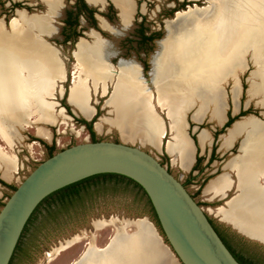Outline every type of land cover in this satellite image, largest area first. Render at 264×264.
I'll list each match as a JSON object with an SVG mask.
<instances>
[{"label":"bare ground","instance_id":"6f19581e","mask_svg":"<svg viewBox=\"0 0 264 264\" xmlns=\"http://www.w3.org/2000/svg\"><path fill=\"white\" fill-rule=\"evenodd\" d=\"M41 1L48 6L51 15L56 12L59 0ZM111 1L120 10L123 24L130 25L135 12L133 0ZM205 1L209 7L194 6L177 12L171 23L177 25L175 30L184 31L177 42L168 38L159 42L160 51L154 57L151 79L156 96L145 86L135 63H120L118 68H113L105 60L106 44L97 41L95 46L89 47L80 42L67 96L70 106L90 120L97 112L92 95L106 96L104 107L109 108L108 113L113 118H100L94 127L100 131V121L104 122L114 127L122 141L130 144L137 140L152 144L165 137L164 120L157 112L160 109L171 131L168 152H177L183 166L189 164L192 143L187 136L185 113L199 100L197 114L209 109L211 118L222 124L226 112L219 82L233 76L247 53L256 66L249 97L263 94L264 102V0ZM188 16L190 20L181 21ZM47 22V19L30 17L20 11L18 17L11 20L8 31L0 20V140L10 151L15 149L12 127L64 125L68 119L66 109H58V103L50 100L55 98L58 89L61 97L65 93L59 84L66 82L67 69L58 50L40 36L42 31L50 30ZM205 37L209 40L207 43L203 40ZM109 82H112L111 91ZM232 96L235 103L236 89ZM36 134L48 141L52 139L51 133L41 126H36ZM243 135L242 156L234 174L236 182L219 178L205 193L214 201L226 197L236 186L238 194L227 202V210L220 209L219 214L229 215L242 232L264 240V124L253 117L236 122L223 136L221 149L227 150ZM200 137L203 141L204 134ZM18 170L17 156L0 146L3 178L10 181ZM118 234L120 236L99 253L92 251L91 243L78 264H128L133 244L123 237L121 230Z\"/></svg>","mask_w":264,"mask_h":264},{"label":"rangeland","instance_id":"374dc122","mask_svg":"<svg viewBox=\"0 0 264 264\" xmlns=\"http://www.w3.org/2000/svg\"><path fill=\"white\" fill-rule=\"evenodd\" d=\"M31 3H38L37 0H28ZM68 1L64 0L65 8L68 7ZM110 2L109 0H106ZM104 0H100V2L96 4H104L106 2ZM43 2V1H42ZM73 2V0H72ZM11 0H0V20L3 22L6 30L10 31L9 27L6 26L5 23L11 22L14 18H17L18 15H13L9 12ZM44 3V2H43ZM91 4H95L89 2ZM45 4V3H44ZM144 8L143 13L153 25L151 28H147L150 31L159 32L162 41L166 38L169 41L177 42L179 37L183 34L184 31H177L176 24H172L171 21L175 19L177 12L170 17V11L175 8H182L181 11H187L189 7H209L210 4L205 0H150L143 1L139 4ZM62 1L59 0V5L57 7V14H59V9L62 7ZM48 7V6H47ZM107 7V5H106ZM35 10L32 11V14H43L46 13L47 8L42 4L40 6H35ZM63 12V10H62ZM142 13V14H143ZM140 12L138 13V17L142 15ZM38 18H44L48 20V25L50 26L49 31H42L40 36L45 40L50 46L58 50L60 53V57L67 69V80L65 83L59 84L64 88L65 93L61 97L59 95V89L55 92V98L50 99L51 101L58 103V109L60 107H64L63 105H68L70 107V111L66 110V114L68 119L65 121L66 124L61 125L60 123L55 126L48 125H32L31 128L19 129L17 127H12L14 131H12L13 141L15 142L14 151H10L6 144H4L0 140V146L5 152H11L15 154L18 158V174H14V178L10 181L5 180L0 173V179L6 182L9 185L14 187H18L20 183L29 176V174L43 161L48 159V151L47 146H54L55 153H58L64 149L70 148L75 145L83 144L86 142H91L90 133L87 128L76 120L78 118H83L78 114L75 109H73L67 102V96L69 92V88L72 84L74 72H75V59L79 54L78 44L77 49L75 46L71 44H60L55 40L58 36L57 30H60V27L56 25L55 28L51 24V18L53 15L48 11L47 15H32ZM58 16V15H55ZM12 18V19H11ZM133 19V17H132ZM140 19V18H139ZM191 16L184 17L181 21L190 20ZM110 23V28H106L101 30L99 29H91L98 32V34L102 35L103 38L107 41L101 40L97 34H93V41L91 42L90 38L87 36H83L82 38L88 40L81 39L80 42L86 43L85 45L92 47L95 46V42L100 41L107 45V53L105 59L113 68H118L120 63L124 64H132L135 63L139 70L138 74L143 79L141 75L140 66L134 62L137 61L133 53H127L129 49L133 48L134 44L129 48L128 45L123 43L124 37L128 35L133 36L135 27H129L122 25L121 21L118 20L117 17H112ZM5 21V23H4ZM132 21V20H131ZM130 21V23H131ZM179 24V23H178ZM108 29V30H107ZM171 32L169 33V30ZM189 30V28H187ZM85 34L90 35L91 30L84 29ZM187 31V30H186ZM174 37V38H173ZM176 38V39H175ZM205 43L209 41L206 37L203 39ZM79 42V43H80ZM161 42V41H160ZM196 48H198L196 46ZM148 52H151L150 55L155 54V52H159V46L153 45L152 47H146ZM103 52V49H100ZM127 51V52H126ZM77 52V53H76ZM127 56H125V54ZM108 54V55H107ZM105 57V58H106ZM209 57V56H208ZM151 58V57H150ZM241 60L239 65V69L235 70L233 76H226L220 80V90L223 96V102L225 105V112H231L232 108V91L234 89L237 90L238 97L241 96L242 108L241 111H248L249 113L243 117H241L238 121H243L248 118H255L258 122L264 124V102H263V94L256 98L249 97V88L251 85V81L253 79V75L256 73V66L252 61L251 54L247 53ZM150 60V59H149ZM165 60V59H163ZM162 60V61H163ZM125 61V62H124ZM126 61L128 63H126ZM166 61V60H165ZM243 61V62H242ZM131 62V63H129ZM152 67V66H151ZM148 72L152 73L151 69ZM228 77V78H227ZM150 79H152V74L149 75ZM146 77V80L148 79ZM227 78V79H226ZM144 80V79H143ZM144 80V82L146 81ZM152 81V80H151ZM153 84V83H152ZM111 91L112 82H109ZM145 86L148 87L150 92L156 96V89L150 87L146 82ZM154 87V85H153ZM246 87V89L244 88ZM106 100V96L102 97L101 93L92 95L93 106L97 110V118L93 123V132L95 133V137L99 141H107V142H124L122 141L120 134L114 129V127L105 124H102V129L100 131H96L95 124L99 122L100 118L109 117L113 118L112 114H109V108L104 107V103ZM97 102V103H96ZM199 100L195 102V107H198ZM197 104V105H196ZM192 107V108H193ZM229 107V109H228ZM65 108V107H64ZM66 109V108H65ZM158 114L162 117L164 122L168 125V120L166 119L164 112L160 109H157ZM232 115V112H231ZM237 116V115H235ZM233 116V117H235ZM35 119V118H34ZM62 120L60 119V122ZM92 121V120H91ZM235 122V123H236ZM30 125V123H28ZM36 126H41L44 129L48 130L51 133L52 139L50 141L45 140L44 138L38 136L36 134ZM215 121L210 122V124L202 125V130H211V127H215ZM169 127V125H168ZM232 128V127H231ZM229 128V129H231ZM221 128H218L219 130ZM228 130V129H227ZM225 130L223 134L218 137L216 142L215 149L218 154L214 157V161L211 165L206 164L204 166V161L201 164V168H203V172L199 174V172H193L197 176L196 180L189 185H186L187 191L194 196V200L200 204L202 210L211 218L214 223L218 226L226 225L228 229L232 228V225L240 230L233 222L229 215H220L219 210H227V202L230 201L233 197L238 194V189L236 186L232 188L226 194V197L222 199H216L211 201V197L206 195L205 190L207 187L219 178H226L234 184L236 182V171L238 169V161L242 156L240 151L241 144L245 138V136H240L237 138L227 150L221 149L222 138L225 136L228 131ZM17 133L19 135H17ZM188 136V135H187ZM169 140V139H168ZM127 143V142H124ZM129 145H134L157 158V160L166 166L171 174L180 180L183 184H186V179L189 174H185L180 171L176 166H170V158L166 155L158 154L155 152L150 146L140 142L137 140L134 144L127 143ZM234 169V170H233ZM235 174V175H234ZM205 180H207L205 182ZM110 182V183H108ZM102 180L97 179L90 183H87L82 186V191L85 203L88 207V211L85 216H81L78 214L77 218H74L72 221L65 222V215L62 213L58 216L57 221H52L50 225L45 230H42L38 236H33V232H29L27 235L30 238L31 242L28 246V256L22 264H73L76 260L80 258L81 255L87 252V249L90 248V244H93L92 251L94 253H99L100 250H104V248L110 243L111 239L117 234V237L120 236L118 234L119 230L123 232V237H128L134 235L139 232H143L152 238L157 235L161 238L162 244H164L168 251L171 252L168 245L165 243L163 237L161 236L159 230L155 227L154 223L151 221V217L149 214V208L147 207L145 199L141 196L137 190H135L132 186H127L124 183H118L117 181L113 182L111 180ZM262 183L264 180L262 179ZM201 187L200 192H198ZM88 189V190H86ZM12 195V191L6 187H3L0 184V210L2 209V205L6 203L9 197ZM209 199V200H208ZM224 208H223V207ZM214 209V210H213ZM216 209V212H215ZM215 213H214V212ZM211 212V213H210ZM71 215H76V213L72 212ZM113 218V219H112ZM118 221V222H117ZM138 221V222H137ZM121 223V224H120ZM118 224V225H117ZM124 225V226H123ZM110 226V227H109ZM117 230V231H116ZM129 230V231H128ZM232 231V235H234V240H230L234 245H238L240 247L246 248L248 251L253 252L264 258V244L259 241H263L257 237V240L250 239L242 234L238 233L237 230ZM241 231V230H240ZM129 232V233H128ZM242 232V231H241ZM244 233V232H242ZM246 234V233H245ZM230 239V238H229ZM73 240V241H72ZM78 242V243H77ZM68 248V249H67ZM107 249V248H106ZM131 254V253H130ZM129 254V255H130ZM173 259L177 262L176 264H180L176 259L174 254ZM164 250H162V262L164 264H168V259L163 256ZM52 256V257H51ZM173 260V261H174ZM17 264H20L18 261ZM128 264H138L137 262V254L136 259L130 255V261Z\"/></svg>","mask_w":264,"mask_h":264},{"label":"water","instance_id":"95a60500","mask_svg":"<svg viewBox=\"0 0 264 264\" xmlns=\"http://www.w3.org/2000/svg\"><path fill=\"white\" fill-rule=\"evenodd\" d=\"M102 174L126 177L143 189L168 247L180 264H239L208 215L157 158L134 145L107 141L64 149L39 164L20 183L0 210V264L10 263L27 222L43 200L67 186ZM232 228L259 241L253 234L242 233L233 225ZM259 242L264 244V240ZM83 256L73 264H78Z\"/></svg>","mask_w":264,"mask_h":264},{"label":"flooded vegetation","instance_id":"af4514ba","mask_svg":"<svg viewBox=\"0 0 264 264\" xmlns=\"http://www.w3.org/2000/svg\"><path fill=\"white\" fill-rule=\"evenodd\" d=\"M61 1H62L63 6L59 9V11H58L59 14H57V12H55L53 14V17L51 18V24L55 28L57 27L56 25H58L60 27V30L59 31L57 30L58 36L55 40L57 43L71 44V45L75 46L77 49V44L81 41V39L85 40L86 42H89L88 40L82 38L83 36H87L88 38L91 39L90 41L92 42L93 38H94L93 34H97V36L101 40L106 41L101 34L99 35L98 32H96L95 30H91V29H99V28L101 30L106 29V28L109 29L110 23L112 21L111 20L112 17H117L118 20L121 21V23L123 25L122 19L120 17V10L112 3L111 0H109L110 2H107L106 0H104V1H106V2H104V4H91L87 0H73V2H72V0H69L68 1V7L66 6V8H65L64 0H61ZM143 1H150V0H133V2L135 4V12H134L133 19H132L129 27H131V26L135 27V29L133 31L134 35L133 36L128 35L127 37H124L122 42L125 43L126 45H128L129 48H131L130 46L134 44L133 48L129 49L128 52L127 51L126 52L127 53L130 52V53L134 54V56L137 60L134 62H136L140 66L141 75H142L143 79L146 80V77L148 78L149 75L152 74V73L148 72V70L151 69V71H153L154 57L158 54V52H155L154 56L150 55L151 52H148L146 50V47L150 48L153 45H156V46L158 45L159 49H160L159 42L162 41V39L159 38V36H158L159 32H156V31H150L149 32V30L147 29V28L153 27V25L150 21H148V19L144 15V13L142 11V10H144V8H142L143 6L141 5V8L139 6V4ZM37 2L38 3H31L28 0H11L9 12L12 13L13 15H16V16L18 15V12H20V11H24L30 17L32 15H47L48 11H49V8L47 7V5L44 4L41 0H37ZM40 4L41 5L43 4L47 8L46 13L32 14L31 12L36 9L35 6H37V5L40 6ZM106 5H107V7H106ZM62 10H63V12H62ZM139 12L141 14L143 13L140 17H138ZM55 15H58V16H55ZM4 23H5V21H4ZM5 24H6V26L9 27L10 22L8 24L7 23H5ZM104 27H106V28H104ZM66 29H67V32H66ZM84 29L91 30V34L90 35L85 34ZM137 30H138V33H136ZM68 31H69V33H68ZM143 31H144V35L141 33ZM124 54H125V56H127L126 53H124ZM145 82L150 87L155 88V87H153V84H152V81L150 78H148ZM95 116H97V112H96ZM223 126L221 128H223ZM217 132H218V130L214 134L215 141H214V145L212 148L211 156L209 157V160L207 162L208 165H211L212 162L210 163V159L213 156V154L215 155L216 142L218 140V137L220 136V135L216 136ZM166 135H167V133L165 134V137L163 139L166 138ZM191 136L195 137V135H192V134H191ZM195 141H196V137H195ZM117 142H120V141H117ZM169 160H170V166H172V159H169ZM164 167L170 172V170L166 166H164ZM183 186L185 187L184 184H183ZM197 204L199 205V203H197ZM208 219H209L211 225L213 226L214 230L217 232V234L219 235V237L221 238V240L225 244V246L228 248V250H230L226 241L230 242V240H234V235H232V233H231L232 231H230V230H234V229L233 228L228 229V227L226 225L220 227V226L216 225L211 218L208 217Z\"/></svg>","mask_w":264,"mask_h":264},{"label":"trees","instance_id":"16d2710c","mask_svg":"<svg viewBox=\"0 0 264 264\" xmlns=\"http://www.w3.org/2000/svg\"><path fill=\"white\" fill-rule=\"evenodd\" d=\"M184 7V5H181ZM178 7L175 8L174 10H172L169 14L170 17H172L176 12H179L180 9H183ZM144 30V29H143ZM67 32V29H66ZM69 33V31H68ZM136 33H138V30L136 31ZM144 35V31L141 32ZM159 38H161L160 34L158 35ZM246 89V87H244ZM67 111H70V107L68 105H63ZM249 113L248 111H241L239 115L233 117L231 115V112L229 111L227 116H228V121L225 123V125L223 126V128H221L220 130H218V132L216 133V136H219L221 134H223L225 132V130L229 129L232 127V125L238 121L241 117L247 115ZM97 118V116H95L93 118L92 121H87L84 118H78L76 121L78 123H80L81 125L85 126L87 128V130L90 133V138H91V142H98L99 140L96 139L95 137V133L93 132V123L95 122V119ZM195 140V137H192ZM47 151H48V159L51 158L52 156H54L55 153V148L54 146H47ZM214 154L210 159V163L213 162L214 159ZM204 161V158H198L197 162L195 164V166L192 169V172L188 175L187 179H186V185L191 184L192 182H194L197 178V176H193V172H199V174H201L203 172V168H201V164ZM163 165V164H162ZM97 179H102V180H106V182H108V180H111L113 182L117 181L118 183H124L127 186H132L135 190H137V192H139L141 194V196L145 199L147 207L149 208V214L151 217V221L154 223L155 227L159 230L161 236L163 237L165 243L167 245L168 242L164 236L163 231L161 230L160 224L158 222L157 216L154 212V209L147 197V195L145 194V192L143 191V189L134 181L123 177V176H119V175H115V174H102V175H96L87 179H84L82 181H79L77 183H74L70 186H67L53 194H51L49 197H47L45 200H43L41 202V204L37 207V209L34 211V213L32 214V216L30 217L29 221L27 222L23 233L19 239V242L17 244V247L14 251V254L11 258V261L9 264H17V262L19 261L20 264H22L23 261H25V259L28 256V246L30 245V238H28V234L29 232H33L34 234L33 236H38L39 233H41L42 230H45L48 227V224L50 225V223L52 221H57L58 220V216H60L62 213H64L65 215V222L68 221H72L74 218L78 217V214L81 216H85L86 212L88 211V207L85 203L83 194H85L82 191V186L90 183L94 180ZM207 180H205L206 182ZM110 183V182H108ZM0 184L3 187L8 188L9 190L13 192H15V190L17 189V187H14L12 185L7 184L6 182H4L3 180L0 179ZM201 187L199 188L198 192H200ZM88 190V189H86ZM194 199V196H192ZM4 205H2L3 207ZM200 206V204H199ZM72 212L76 213V215H71ZM77 212H79L77 214ZM228 247L230 248L229 251H231V254L234 256V258L239 262V264H264V258L254 254L253 252L248 251L246 248L244 247H240L238 245H234L233 243L227 242Z\"/></svg>","mask_w":264,"mask_h":264},{"label":"crops","instance_id":"0c3cea01","mask_svg":"<svg viewBox=\"0 0 264 264\" xmlns=\"http://www.w3.org/2000/svg\"><path fill=\"white\" fill-rule=\"evenodd\" d=\"M236 104V105H235ZM242 108L241 96H236V102L233 101L232 96V116L238 115ZM197 107L191 108L188 110L184 115L185 125L187 135L189 136L191 143H192V159L189 164H182L181 157L177 152L170 154L167 150V141L171 138V131L170 127L164 122V129L167 133L165 139H161L160 142L154 143H146L147 146H150L155 152L158 154L166 155L168 158L172 159V165L176 166L180 169V171L184 172L185 174H189L192 172L193 167L197 162V158H204V166H206L209 157L212 153V148L214 145V134L218 128H221L225 122L228 120L227 113H225L224 121L222 124L218 123L211 118V114L209 113L210 110L207 109L204 113L197 114ZM229 109V107H228ZM209 110V111H208ZM191 111V112H190ZM215 121V127H211V130H202V125L210 124V122ZM205 132V133H204ZM192 135H195L196 141L192 138ZM201 134H204L203 141H201ZM207 138V139H206ZM218 152L215 151V156H217ZM195 174L193 173V176ZM157 235L156 237L150 240V237L143 233L139 232L134 235L124 237L126 240L133 244L130 253L132 257L136 259L137 254V262L138 264H164L162 262V250H164V255L168 259V264H176L177 262L173 259V255L171 252L168 251V248L162 244L161 238ZM117 234L114 238L111 239L108 245H111L116 239ZM108 248V246H107ZM129 253V254H130ZM130 254V255H131ZM174 260V261H173Z\"/></svg>","mask_w":264,"mask_h":264}]
</instances>
